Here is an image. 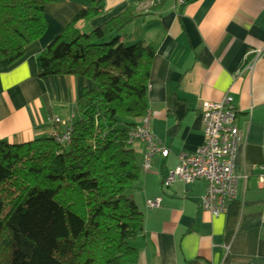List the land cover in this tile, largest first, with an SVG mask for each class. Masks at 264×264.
Segmentation results:
<instances>
[{"label":"crops","instance_id":"1","mask_svg":"<svg viewBox=\"0 0 264 264\" xmlns=\"http://www.w3.org/2000/svg\"><path fill=\"white\" fill-rule=\"evenodd\" d=\"M90 2H47L44 33L18 60H0V139L17 143L48 135L53 117L68 120L75 99L92 86L80 74L39 76L36 64L37 55ZM99 2V14L77 27L88 31L133 8L140 15L122 29V40L155 48L146 110L153 137L167 151L141 169L131 192L143 215L136 264H264V0ZM253 49L261 50L256 59L247 54ZM250 61L253 66L245 68ZM225 94L233 98L242 136L233 166L237 195L224 213L213 215L202 205L203 180L164 186L162 179L180 151L203 143L202 102ZM134 146L140 162L145 145ZM152 197L161 198L159 206L146 205Z\"/></svg>","mask_w":264,"mask_h":264},{"label":"trees","instance_id":"2","mask_svg":"<svg viewBox=\"0 0 264 264\" xmlns=\"http://www.w3.org/2000/svg\"><path fill=\"white\" fill-rule=\"evenodd\" d=\"M50 1L0 0V60H18L44 33ZM102 8L91 0L36 58L39 76L92 81L74 101L69 140L0 139V264H136L143 215L131 192L144 152L139 162L130 132L147 111L155 48L122 40L133 8L77 27Z\"/></svg>","mask_w":264,"mask_h":264},{"label":"built area","instance_id":"3","mask_svg":"<svg viewBox=\"0 0 264 264\" xmlns=\"http://www.w3.org/2000/svg\"><path fill=\"white\" fill-rule=\"evenodd\" d=\"M175 1L182 4L186 0ZM260 52V49H253L247 54L255 55L254 59H256ZM253 63L250 61L244 66L250 69ZM201 114L204 126L203 143L195 151H180L176 166L166 171L162 184L169 186L175 180L185 183L203 180L205 190L201 196L202 205L213 215H218L226 211L227 204L237 195V176L233 166L235 152L242 136L235 122L236 112L231 95L225 94L220 100H204ZM72 118L73 113L68 120L60 116L53 117L55 126L49 134L56 142L69 140L71 134L69 122ZM149 118L150 114L146 111L139 125L130 132V140H138L145 145L141 162L143 170L150 169L155 154L167 151V147L153 137ZM58 125H62V129H58ZM262 179L263 177H260V180ZM145 202L148 207H157L161 198H147Z\"/></svg>","mask_w":264,"mask_h":264},{"label":"rangeland","instance_id":"4","mask_svg":"<svg viewBox=\"0 0 264 264\" xmlns=\"http://www.w3.org/2000/svg\"><path fill=\"white\" fill-rule=\"evenodd\" d=\"M136 143H137V141L134 142V144H136Z\"/></svg>","mask_w":264,"mask_h":264}]
</instances>
